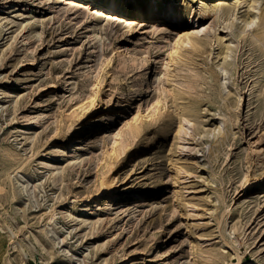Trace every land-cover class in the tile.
Instances as JSON below:
<instances>
[{
	"label": "rangeland",
	"instance_id": "rangeland-1",
	"mask_svg": "<svg viewBox=\"0 0 264 264\" xmlns=\"http://www.w3.org/2000/svg\"><path fill=\"white\" fill-rule=\"evenodd\" d=\"M173 1L186 13L206 5ZM89 3L0 0V264H264V39L253 27L228 36L225 76L214 38L173 55L178 31L111 15L105 27ZM184 113L205 170L178 156ZM98 121L105 134L90 147ZM175 159L191 167L184 198L208 227L203 252L182 218Z\"/></svg>",
	"mask_w": 264,
	"mask_h": 264
},
{
	"label": "bare ground",
	"instance_id": "bare-ground-1",
	"mask_svg": "<svg viewBox=\"0 0 264 264\" xmlns=\"http://www.w3.org/2000/svg\"><path fill=\"white\" fill-rule=\"evenodd\" d=\"M72 2H77L78 0H69ZM84 1V0H83ZM90 1L92 4L88 5L89 8L95 10V13L99 17V23H105V27L111 25V16H114L119 20V23L126 22L127 24L133 22L132 20H138L141 24L145 19L148 21L144 24L148 29V33H170L172 29L178 31L177 39L174 44V53L177 55L182 49L190 48L196 49L205 43L204 39L217 41L220 46L219 56H222V64H218L222 73L226 76L229 71L226 67V63L230 58H233L234 47L232 45L234 39H238V36L248 32L249 28L253 27V31L250 32L252 40L255 43H259L264 39V12L261 14H256V11L259 7L261 0H189V3L192 5L206 4L205 7L199 8V14L193 12L186 13L183 11V8H175V2L172 0L165 10L162 11H141L135 8H129L124 4H121L117 0H85ZM188 3V0H181V2ZM218 2L217 5H212L211 3ZM247 3L248 8V17L240 18L238 17V9L241 4ZM261 5V4H260ZM194 11V8H192ZM252 11V12H251ZM210 23V24H209ZM223 25V29L227 33L224 36H221L218 33V26ZM235 26H239L238 34L233 31ZM257 26V27H256ZM220 27V26H219ZM256 27V28H255ZM234 38L232 40H227L228 36ZM208 41V40H206ZM227 79V77H226ZM225 79V80H226ZM226 82L224 83V86ZM220 124L225 126V122L220 120ZM195 125L197 122L194 117L189 114H181L179 126L176 132V147L178 156H188L194 160H201L204 155H199L202 152V149H196L191 143L190 139L196 135ZM103 123L101 121L97 122L95 134L89 139L91 144L90 147H94L102 138L105 132L102 130ZM80 131L83 129L79 128ZM216 130H214L215 133ZM218 135L221 132V127L217 129ZM80 132L77 134L79 135ZM207 134L199 132V136L204 139V144H209V138L206 137ZM83 162L81 157L73 159V166H79ZM198 162V161H197ZM201 167L205 170L207 161L201 160ZM200 166L198 168H201ZM190 165L184 164L180 159H175L170 166L171 178L175 184L176 197L180 202L181 208L183 209L182 218L187 222L189 229L197 235L198 239V248L201 249L206 241H210V234L208 231L207 225L202 221L201 216L197 213L198 207L191 201L184 198V196L189 192V186L186 184V181L191 176ZM54 177L57 175L53 172ZM211 179L212 176H211ZM114 179H107L106 181V194L111 198L119 195V192L116 188ZM159 180H153L151 183V190L155 193L159 187ZM105 185V184H104ZM58 216V215H57ZM56 214L51 212L49 216V223H54ZM48 222V221H47ZM0 231H4V228H0ZM11 232V231H10ZM9 232V233H10ZM221 233V232H220ZM11 239L15 238V233L11 232ZM43 234L47 236L48 232L43 231ZM221 239L224 244H227V240L224 238L223 234H220ZM12 248L18 251V242L12 241ZM69 253V252H68ZM67 256V253H63Z\"/></svg>",
	"mask_w": 264,
	"mask_h": 264
},
{
	"label": "snow or ice",
	"instance_id": "snow-or-ice-1",
	"mask_svg": "<svg viewBox=\"0 0 264 264\" xmlns=\"http://www.w3.org/2000/svg\"><path fill=\"white\" fill-rule=\"evenodd\" d=\"M126 6L145 12L150 10L162 11L167 6V0H129Z\"/></svg>",
	"mask_w": 264,
	"mask_h": 264
}]
</instances>
